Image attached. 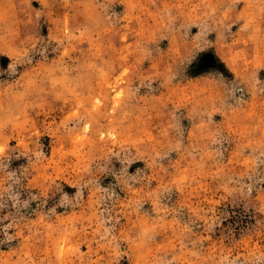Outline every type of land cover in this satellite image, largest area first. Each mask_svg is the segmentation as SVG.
<instances>
[{"label": "clouds", "instance_id": "clouds-1", "mask_svg": "<svg viewBox=\"0 0 264 264\" xmlns=\"http://www.w3.org/2000/svg\"><path fill=\"white\" fill-rule=\"evenodd\" d=\"M209 51L194 137L113 106L114 78L182 85ZM0 58V264H264L185 196L210 176L264 217V0H0Z\"/></svg>", "mask_w": 264, "mask_h": 264}, {"label": "rangeland", "instance_id": "rangeland-1", "mask_svg": "<svg viewBox=\"0 0 264 264\" xmlns=\"http://www.w3.org/2000/svg\"><path fill=\"white\" fill-rule=\"evenodd\" d=\"M33 7H38V4L34 2ZM43 33H47L46 27L43 28ZM200 57H204V59H200ZM0 60H6V58H0ZM197 60L198 63L194 65L196 75L190 76L185 84L175 85L171 88L166 86L164 80H161L160 77H155L152 80H134L129 83L127 89L117 90L116 84L119 77L114 78L112 80L114 89L112 92L113 106L119 104L121 91H126L129 94L135 91L140 94L141 103L144 105V113L147 115L143 129L145 136L151 139L156 135L151 124L153 120L156 122L155 127L164 128L178 114H183L184 119L179 121L181 125L180 133L182 136L186 134L188 137H194L200 117L195 113L189 115L188 96L190 94L187 91V84L204 79L214 71H219L213 65L222 63L215 51L200 53ZM190 67H193V65H190ZM226 70L228 69L226 68ZM260 77L264 79V72L260 73ZM212 119L215 123H220L223 118L220 114H214ZM109 136L111 137L112 133H109ZM138 167H143V163L140 161L135 162L131 165V171L134 173ZM179 179L183 182L185 177L181 175ZM66 190L72 191L71 189ZM185 196L190 206L199 205L203 209L201 213L203 220L217 224L213 238L220 239V244L231 247L230 240L245 245L251 241L253 246L264 244L260 240L261 233L259 231L255 233V239L247 234L256 227V221L264 219V217L256 213L250 205L231 199L228 189L222 187L212 177L206 176L198 182H193L191 189ZM81 251H86V248L82 246Z\"/></svg>", "mask_w": 264, "mask_h": 264}]
</instances>
